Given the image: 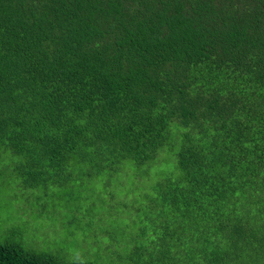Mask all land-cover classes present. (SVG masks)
Listing matches in <instances>:
<instances>
[{"label":"trees","instance_id":"trees-1","mask_svg":"<svg viewBox=\"0 0 264 264\" xmlns=\"http://www.w3.org/2000/svg\"><path fill=\"white\" fill-rule=\"evenodd\" d=\"M0 151L90 235L133 216L101 264H264V0H0ZM154 176L147 210L113 189L89 213L102 178ZM97 262L0 242V264Z\"/></svg>","mask_w":264,"mask_h":264},{"label":"rangeland","instance_id":"rangeland-1","mask_svg":"<svg viewBox=\"0 0 264 264\" xmlns=\"http://www.w3.org/2000/svg\"><path fill=\"white\" fill-rule=\"evenodd\" d=\"M14 163L9 153L0 151V242L15 239L28 248L48 251L60 258L97 260V263L101 264L99 258L103 260L107 254V247H113V244H109L114 240L110 235L114 231L122 237L129 235L133 216H129V224L128 215L121 211L116 218H108L110 226L113 227L112 234L94 236L93 229L90 231L92 235L89 234L90 227L86 230L89 235L83 231L85 219H79L78 214L71 210L75 201L66 202L64 199L56 198V206H52L53 203L47 200L46 206L42 208L34 195L21 191L13 169ZM157 179L154 176L152 179L139 182L118 184L104 177L97 181L99 193L86 201L89 213L101 216L109 208L112 209L113 207L106 201L113 189L115 190L113 197L116 196L118 202L127 201L129 204L128 214L143 212L150 206L147 201L154 194ZM99 194L106 195V199L101 201L98 198ZM138 204L141 208H138ZM99 225L97 223L95 226Z\"/></svg>","mask_w":264,"mask_h":264}]
</instances>
